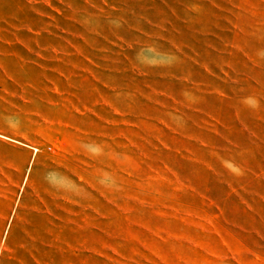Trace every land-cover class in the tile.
<instances>
[{
    "label": "rangeland",
    "instance_id": "374dc122",
    "mask_svg": "<svg viewBox=\"0 0 264 264\" xmlns=\"http://www.w3.org/2000/svg\"><path fill=\"white\" fill-rule=\"evenodd\" d=\"M264 0H0V264H264Z\"/></svg>",
    "mask_w": 264,
    "mask_h": 264
},
{
    "label": "crops",
    "instance_id": "0c3cea01",
    "mask_svg": "<svg viewBox=\"0 0 264 264\" xmlns=\"http://www.w3.org/2000/svg\"><path fill=\"white\" fill-rule=\"evenodd\" d=\"M252 169L254 171V174H259V175L264 176V166L254 165Z\"/></svg>",
    "mask_w": 264,
    "mask_h": 264
}]
</instances>
